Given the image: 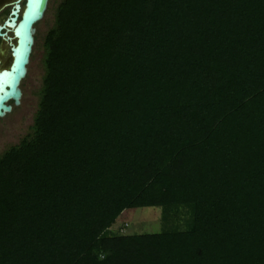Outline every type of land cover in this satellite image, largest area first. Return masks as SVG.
I'll use <instances>...</instances> for the list:
<instances>
[{"label": "trees", "instance_id": "obj_1", "mask_svg": "<svg viewBox=\"0 0 264 264\" xmlns=\"http://www.w3.org/2000/svg\"><path fill=\"white\" fill-rule=\"evenodd\" d=\"M48 2L0 264H264V0Z\"/></svg>", "mask_w": 264, "mask_h": 264}, {"label": "rangeland", "instance_id": "obj_2", "mask_svg": "<svg viewBox=\"0 0 264 264\" xmlns=\"http://www.w3.org/2000/svg\"><path fill=\"white\" fill-rule=\"evenodd\" d=\"M9 1L11 0L6 2ZM54 1L56 3L58 0ZM50 7L51 5L48 2L42 19L34 25V35L39 39V42L47 28L52 24V10ZM9 9V5L3 6V4H0V23ZM6 48L5 43L0 41V50H4V53L0 55V67L5 66L8 62ZM32 50L33 55L27 65L26 75L19 85L21 90L19 105L17 107L12 106L11 111L0 118V153L7 147L16 144L29 132L36 106V92L39 88L42 74L39 62L40 50L37 47L34 49V44ZM159 216V208L134 209L127 212L125 218L118 217L111 229L117 231L125 226V231L123 232L125 235L157 233L163 227Z\"/></svg>", "mask_w": 264, "mask_h": 264}, {"label": "water", "instance_id": "obj_3", "mask_svg": "<svg viewBox=\"0 0 264 264\" xmlns=\"http://www.w3.org/2000/svg\"><path fill=\"white\" fill-rule=\"evenodd\" d=\"M0 0L10 10L0 23V41L5 43L8 62L0 67V118L17 107L34 43V25L46 10L48 0ZM4 50H0V55Z\"/></svg>", "mask_w": 264, "mask_h": 264}, {"label": "clouds", "instance_id": "obj_4", "mask_svg": "<svg viewBox=\"0 0 264 264\" xmlns=\"http://www.w3.org/2000/svg\"><path fill=\"white\" fill-rule=\"evenodd\" d=\"M9 10H10V9H9ZM9 10H8V12H9ZM3 20H4V19H3ZM3 20H2V21H3Z\"/></svg>", "mask_w": 264, "mask_h": 264}, {"label": "flooded vegetation", "instance_id": "obj_5", "mask_svg": "<svg viewBox=\"0 0 264 264\" xmlns=\"http://www.w3.org/2000/svg\"><path fill=\"white\" fill-rule=\"evenodd\" d=\"M11 111V110H10Z\"/></svg>", "mask_w": 264, "mask_h": 264}]
</instances>
